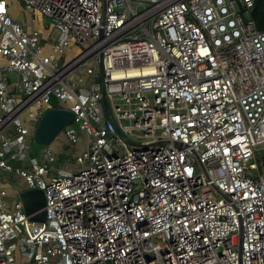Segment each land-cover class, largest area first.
Wrapping results in <instances>:
<instances>
[{"label": "built area", "instance_id": "2783aa9c", "mask_svg": "<svg viewBox=\"0 0 264 264\" xmlns=\"http://www.w3.org/2000/svg\"><path fill=\"white\" fill-rule=\"evenodd\" d=\"M18 1L44 30L0 0V264H264L255 0ZM52 102L74 116L60 167L29 156Z\"/></svg>", "mask_w": 264, "mask_h": 264}, {"label": "water", "instance_id": "95a60500", "mask_svg": "<svg viewBox=\"0 0 264 264\" xmlns=\"http://www.w3.org/2000/svg\"><path fill=\"white\" fill-rule=\"evenodd\" d=\"M105 106V103H104ZM73 114L64 108H48L43 113L33 134V143L41 147H49L62 130L72 124ZM23 212L29 221L44 223L45 199L40 190H27L20 194Z\"/></svg>", "mask_w": 264, "mask_h": 264}, {"label": "rangeland", "instance_id": "374dc122", "mask_svg": "<svg viewBox=\"0 0 264 264\" xmlns=\"http://www.w3.org/2000/svg\"><path fill=\"white\" fill-rule=\"evenodd\" d=\"M10 2V14L13 18H15L18 23L25 28L27 25H33V22H36L38 19L35 18L32 21V17L30 16V14L24 9L23 4L18 1V0H9ZM45 24L49 26V30L46 31V33L44 34V39L51 34L52 38H56L57 37V31L55 29H53V27L51 26V22L49 21V19L45 20ZM39 25V30L42 32L44 30V28H42ZM75 50L71 49L70 51H67L66 54L69 56H72L74 54ZM74 126H76V124H74ZM84 141V139H81V141ZM63 141L65 143V139L62 136V132L55 138V140L53 141V143L47 147L50 151H52V153H54L56 155V163L54 164L57 167H60V165L64 164V162L67 159V153H66V148H62L61 150L57 151L56 148L57 146L60 145V143L63 145ZM82 141V142H83ZM59 142V143H58ZM45 147H41L38 145H35L33 142L31 144V150L29 152V156L30 158H37L39 159L41 157V151L44 149ZM76 151V150H75ZM7 200L9 203H13L15 202V197H7ZM12 201V202H11Z\"/></svg>", "mask_w": 264, "mask_h": 264}, {"label": "crops", "instance_id": "0c3cea01", "mask_svg": "<svg viewBox=\"0 0 264 264\" xmlns=\"http://www.w3.org/2000/svg\"><path fill=\"white\" fill-rule=\"evenodd\" d=\"M10 9H11V6H10V8H9V13H10ZM11 15V14H10ZM12 17V16H11ZM13 18V17H12ZM13 19H15V18H13ZM16 20V19H15ZM17 21V20H16ZM32 21H33V18H32ZM36 22H38V21H36ZM39 24V23H38ZM37 23H35V22H33V25L31 26V25H27L24 29L25 30H27V31H31V30H37V31H40L39 29V25H38ZM1 63V62H0ZM53 104V103H52ZM53 106V105H52ZM81 139H84V141L82 142L81 141ZM59 143V142H58ZM73 146H72V152H73V154H76V153H78L79 151H81L82 149H85L86 148V145H87V138H86V136L85 135H82V136H80V138L78 139V142L77 143H75V144H72ZM62 148H66V150H67V148H68V145L66 144V142L64 143V141H63V145L60 143V145L59 146H57V148H56V150L57 151H59V150H61ZM76 150V151H75ZM9 190H11V189H9ZM12 191V190H11ZM9 197H13L12 196V192H11V194L9 195Z\"/></svg>", "mask_w": 264, "mask_h": 264}, {"label": "trees", "instance_id": "16d2710c", "mask_svg": "<svg viewBox=\"0 0 264 264\" xmlns=\"http://www.w3.org/2000/svg\"><path fill=\"white\" fill-rule=\"evenodd\" d=\"M250 18L254 21L258 30L264 31V0H255L250 11ZM52 103V107L57 108V105L54 102Z\"/></svg>", "mask_w": 264, "mask_h": 264}, {"label": "bare ground", "instance_id": "6f19581e", "mask_svg": "<svg viewBox=\"0 0 264 264\" xmlns=\"http://www.w3.org/2000/svg\"><path fill=\"white\" fill-rule=\"evenodd\" d=\"M52 152V151H51ZM35 158V157H34ZM12 202V201H11ZM11 204V203H10Z\"/></svg>", "mask_w": 264, "mask_h": 264}]
</instances>
